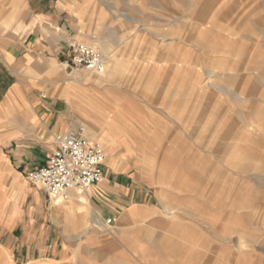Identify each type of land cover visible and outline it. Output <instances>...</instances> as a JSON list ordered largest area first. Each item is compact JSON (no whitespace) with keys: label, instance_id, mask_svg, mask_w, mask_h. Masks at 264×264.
Masks as SVG:
<instances>
[{"label":"rangeland","instance_id":"374dc122","mask_svg":"<svg viewBox=\"0 0 264 264\" xmlns=\"http://www.w3.org/2000/svg\"><path fill=\"white\" fill-rule=\"evenodd\" d=\"M70 1L73 38L117 63L101 85L75 74L89 99L130 121L156 213L153 228L103 221L110 254L93 248L87 262L70 250L67 264H264V0ZM91 119L79 125L88 139L104 121ZM17 184L0 175V264H18L5 231Z\"/></svg>","mask_w":264,"mask_h":264},{"label":"crops","instance_id":"0c3cea01","mask_svg":"<svg viewBox=\"0 0 264 264\" xmlns=\"http://www.w3.org/2000/svg\"><path fill=\"white\" fill-rule=\"evenodd\" d=\"M0 4L5 9L0 18V175L5 171L22 194L19 205L9 211L6 249L18 264H67L70 250L75 260L90 262L93 248L110 254L102 246L108 242L100 240L109 232L103 221L113 218V229L117 223L123 230L137 224L153 228L149 224L156 195L137 158L139 149L127 137L132 125L113 105L101 108L89 99L81 85L85 80L67 68L64 51L76 36L65 22L66 15H73L70 0ZM108 57L104 54V72L89 73L96 85L116 75V59ZM91 116L104 120L97 127L100 137H90L106 151L103 178L88 192H73L67 200L51 198L28 173L46 164L56 136L79 130L83 121L93 122ZM21 177L36 188L28 190ZM30 195L31 208H24ZM48 199L55 200L50 212Z\"/></svg>","mask_w":264,"mask_h":264},{"label":"built area","instance_id":"2783aa9c","mask_svg":"<svg viewBox=\"0 0 264 264\" xmlns=\"http://www.w3.org/2000/svg\"><path fill=\"white\" fill-rule=\"evenodd\" d=\"M66 65L70 72L86 69L102 73L104 56L95 47L78 39L67 42ZM55 150L39 169L28 178L45 190L51 198L67 200L73 192H88L103 178L106 151L99 142H91L83 128L55 137ZM115 222L109 219L106 224Z\"/></svg>","mask_w":264,"mask_h":264},{"label":"bare ground","instance_id":"6f19581e","mask_svg":"<svg viewBox=\"0 0 264 264\" xmlns=\"http://www.w3.org/2000/svg\"><path fill=\"white\" fill-rule=\"evenodd\" d=\"M104 64H105V61H104ZM112 66V65H111ZM99 74H101V73H99ZM104 76V75H103ZM90 140V139H89ZM102 145V144H101ZM103 146V145H102ZM104 148V147H103Z\"/></svg>","mask_w":264,"mask_h":264}]
</instances>
